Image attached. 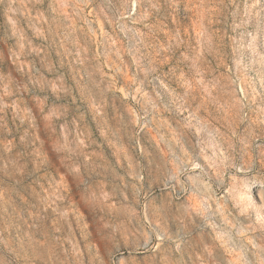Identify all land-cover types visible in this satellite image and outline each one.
Wrapping results in <instances>:
<instances>
[{"label":"clouds","instance_id":"obj_1","mask_svg":"<svg viewBox=\"0 0 264 264\" xmlns=\"http://www.w3.org/2000/svg\"><path fill=\"white\" fill-rule=\"evenodd\" d=\"M0 264H264V0H0Z\"/></svg>","mask_w":264,"mask_h":264}]
</instances>
